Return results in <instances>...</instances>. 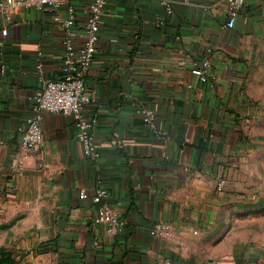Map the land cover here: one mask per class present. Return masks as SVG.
Returning <instances> with one entry per match:
<instances>
[{"label": "crops", "instance_id": "crops-1", "mask_svg": "<svg viewBox=\"0 0 264 264\" xmlns=\"http://www.w3.org/2000/svg\"><path fill=\"white\" fill-rule=\"evenodd\" d=\"M90 2L18 9L6 18V36L0 17V216L36 264H264L254 224L233 242L226 227L240 151L237 104L246 66L264 45V0H246L231 28L226 0H171L170 14L159 0H108L85 78L97 158L84 155L70 117L50 113L41 145L21 161L18 129L40 80L61 75L68 9L80 42ZM140 105L159 134L136 113ZM98 186L107 188L120 230L94 223ZM158 222L170 238L150 235Z\"/></svg>", "mask_w": 264, "mask_h": 264}, {"label": "built area", "instance_id": "built-area-1", "mask_svg": "<svg viewBox=\"0 0 264 264\" xmlns=\"http://www.w3.org/2000/svg\"><path fill=\"white\" fill-rule=\"evenodd\" d=\"M73 0H2L0 2V17L4 22L1 33H8L6 18L18 9L32 7L57 8L60 4ZM108 0H91L84 23V37L80 42L76 41L73 30L75 23L74 8L68 9V16L63 21L64 38L63 53L61 59V75L56 79L42 78L40 91L32 98L31 114L24 125L18 129L20 132L19 153L20 159L35 152L42 142L41 121L46 114L60 113L70 117L77 130V138L81 143L83 153L90 159L97 158V149L94 140L93 129L95 119L87 117L84 107L94 101V95L85 87V78L92 64L96 52V46L100 36V20ZM246 0H226V26H234L239 10ZM165 12L172 11L171 0H159ZM37 70L41 71V63L37 64ZM208 61H203L199 80L205 81L208 75ZM5 67L1 65L0 72L4 73ZM136 113L141 115L144 124L155 134H159L155 126L153 113L145 106L136 107ZM224 180L216 184V189H223ZM108 191L104 186H98L92 201L97 205L93 221L95 224L104 226L107 231L113 232L121 229V223L115 211L107 203ZM150 235L158 238H170L171 229L163 222L156 223L150 229ZM159 264H170L168 259H163Z\"/></svg>", "mask_w": 264, "mask_h": 264}, {"label": "rangeland", "instance_id": "rangeland-1", "mask_svg": "<svg viewBox=\"0 0 264 264\" xmlns=\"http://www.w3.org/2000/svg\"><path fill=\"white\" fill-rule=\"evenodd\" d=\"M237 104L238 165L231 173L228 242L251 235V225L264 236V45L253 55L241 81ZM237 238V239H236ZM36 253L23 245L11 221L0 216V264H36Z\"/></svg>", "mask_w": 264, "mask_h": 264}]
</instances>
